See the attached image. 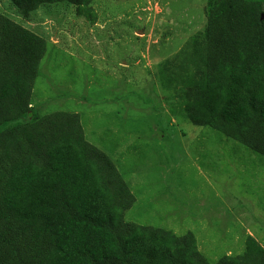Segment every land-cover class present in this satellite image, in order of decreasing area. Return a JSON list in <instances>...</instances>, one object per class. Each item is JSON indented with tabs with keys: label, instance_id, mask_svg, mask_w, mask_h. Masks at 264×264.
<instances>
[{
	"label": "trees",
	"instance_id": "obj_1",
	"mask_svg": "<svg viewBox=\"0 0 264 264\" xmlns=\"http://www.w3.org/2000/svg\"><path fill=\"white\" fill-rule=\"evenodd\" d=\"M10 0L27 18L57 3ZM47 42L0 14V264H212L194 234L125 221L135 203L78 114L31 118ZM157 76L174 116L264 158V0H208L203 30ZM178 110V113L175 111ZM215 264H264L252 238Z\"/></svg>",
	"mask_w": 264,
	"mask_h": 264
},
{
	"label": "rangeland",
	"instance_id": "obj_2",
	"mask_svg": "<svg viewBox=\"0 0 264 264\" xmlns=\"http://www.w3.org/2000/svg\"><path fill=\"white\" fill-rule=\"evenodd\" d=\"M207 1L92 0L81 15L62 2L24 18L0 0V14L48 44L31 118L78 114L135 197L125 221L191 232L215 264L247 237L264 249V158L174 116L157 76L203 30Z\"/></svg>",
	"mask_w": 264,
	"mask_h": 264
}]
</instances>
